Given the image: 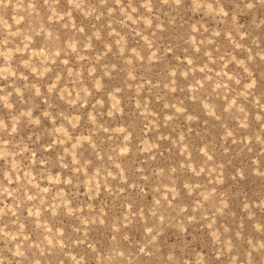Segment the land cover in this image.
I'll return each instance as SVG.
<instances>
[{"label": "clouds", "instance_id": "obj_1", "mask_svg": "<svg viewBox=\"0 0 264 264\" xmlns=\"http://www.w3.org/2000/svg\"><path fill=\"white\" fill-rule=\"evenodd\" d=\"M154 68L162 73L155 84ZM145 85L158 104L146 102ZM189 99L202 108L186 112ZM160 104L169 120L183 113L198 121L206 111L205 123H226V138L247 150L229 169L233 185L258 189L243 193L241 211L232 207L239 193L213 183L215 168L206 183V168L191 167L195 158L169 170L167 138L145 139L163 109L155 119L143 115L137 129L135 118ZM184 139L181 127L176 143ZM262 146L264 0H0V264H264ZM200 151L213 159L208 142ZM158 174L172 198L157 193L141 207L132 197ZM86 180L89 198L78 208L74 194ZM112 201L123 220L109 221ZM65 211L79 222L76 233L84 225L83 238L52 223ZM4 217H15L13 226ZM31 217L38 220L29 231ZM177 223L184 232L170 241Z\"/></svg>", "mask_w": 264, "mask_h": 264}, {"label": "rangeland", "instance_id": "obj_2", "mask_svg": "<svg viewBox=\"0 0 264 264\" xmlns=\"http://www.w3.org/2000/svg\"><path fill=\"white\" fill-rule=\"evenodd\" d=\"M212 23L214 25L215 21H212ZM140 43H143V41H140ZM132 44L133 46L135 45V40L132 41ZM180 51L183 52V49H181ZM172 59L173 62H179L178 57H173ZM201 59H207V57L201 54ZM216 70L218 71L219 69ZM197 71H199V68L197 69ZM148 75L152 77L153 84L157 83V81L162 77V73L159 68L152 69V71L148 73ZM181 78L183 77L181 76ZM140 83L141 81L138 79L137 85ZM137 85H134L130 89L133 95L136 94ZM125 88H127V85H125ZM154 92L155 89L149 92L147 90V85H145V90L143 94L146 98V102L148 100V97L151 96L153 102L157 104L159 103L158 101H156L155 95H153ZM186 103H187L186 112H191L194 114L197 111H199V108H202V105L198 107L190 99ZM161 109H163L164 115L161 116L160 127L157 128L153 126L151 129L145 128L143 134L145 139L148 140L149 143H154V141L151 139V137L153 136H155L156 140H160L165 137L167 138L165 140L164 147L161 149V151L164 153L165 157H167V160L165 162L168 164L169 170L171 169L173 162L182 161L184 159L192 160L193 158H195V163H193L191 167H195L197 171H199L201 167L206 168V171L201 173V177L203 179L200 181L201 183H206L208 180V171H211L213 168H215V172L213 173V175L216 177V179L213 181V183H215L217 188L222 190V192L224 193H232L234 195L235 193H239V199L236 198L233 199L232 207L234 211L237 212L241 211L242 204H240L239 201L243 199V193L245 191H248V194L254 197L258 189L254 183H250L247 189L232 184L231 172L229 169L232 167V165L240 166L246 161L247 150L245 149L242 152L241 151L242 145L239 143L238 140L236 143H233L232 137L226 138L227 124L221 123L219 121H215L214 118H212L211 124L205 123V121L209 119V116L207 115L206 111L202 114L203 118L198 121L195 119L189 120L187 114H183V113H177L176 116L172 117V119L169 120L168 116L170 115V113H168V110L164 109L163 105L160 104L159 108H155V107L151 108L149 109V112L142 113L140 114L139 117L135 118L137 129L144 128V124L147 123V121H143L142 119L143 115H149L150 118L155 119L156 115L160 113ZM172 111L175 112V109H172ZM227 123L230 124L235 122L228 120ZM181 127H183V134L185 136V139L181 141L179 144H177L176 141L180 140L181 137ZM161 133H163V137L161 136ZM116 135H119V133H116ZM205 141L208 142L209 148L211 149L209 155L213 156L212 160H208L204 152L200 151V148L203 147V143ZM228 145H231V147L228 148V151H225V147H227ZM141 147H143V145H141ZM155 150L156 149H151V151H155ZM48 151H52V150L48 149ZM190 152L191 155L189 154ZM140 156L141 158H146L148 163H152L154 161V158L151 157L147 151L141 152ZM0 166H5L3 161H0ZM191 167L188 169V172L190 174H191ZM94 172L95 169H93V173ZM33 175H35V173ZM48 183L49 181L45 180L42 182L41 186L45 187L48 185ZM157 193H159L160 199H164L166 194L168 199L172 198L171 184L168 182V178L162 177L159 174L157 176V180L153 182L150 190L144 189L143 191L140 192L139 197H132V199L138 200L140 206L144 207L155 202L157 198L156 195ZM45 195L46 198H48L47 194ZM74 195H75L76 207L79 208L80 207L79 201L86 200L89 198L87 180L85 184L80 187L79 193H76ZM51 197H56L55 191L51 192ZM93 198L97 201V210H99L101 197L93 193ZM10 202H11V198H9V203ZM180 207H183V204H181ZM83 210L85 212L90 211V209H88L86 205L84 206ZM127 210H128L127 206L125 205L124 212H127ZM106 211L108 212V219L110 222H115L117 219L123 220L124 213L121 212L120 204L118 202L112 201L110 208L107 209ZM25 215H27V212H25ZM10 219L14 220L15 217H11V218L4 217L2 222L9 223L11 227L13 225H11ZM216 219H218L219 223L221 224L224 222V217L221 216L220 214H217ZM37 220H38L37 217L29 218V221L27 222V228L29 231H31L32 228L36 226ZM52 223L64 224L68 228L69 233L78 234L81 236V238H83L84 225L81 224L80 225L81 232L76 233L75 225L79 222L74 221V219L71 218L66 213V211L64 215L54 217ZM188 224L191 225L192 222L188 221ZM47 227L51 228L52 224L48 223ZM204 227L206 229L207 224H205ZM188 230L191 231L192 228L189 227ZM198 230L203 231V229H198ZM167 231L169 233V240L170 241L175 240L177 238V233H179L180 235L183 234L184 225L182 223H177L175 227H169ZM35 235L36 234L33 233V236ZM88 235L90 237H97L99 233H97L96 231H92L88 233ZM67 259L71 261L70 256L67 257Z\"/></svg>", "mask_w": 264, "mask_h": 264}]
</instances>
